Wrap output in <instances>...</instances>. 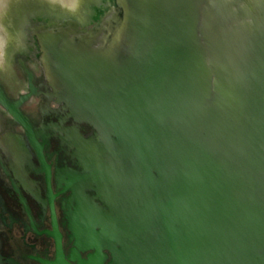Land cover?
<instances>
[{
    "label": "water",
    "instance_id": "water-1",
    "mask_svg": "<svg viewBox=\"0 0 264 264\" xmlns=\"http://www.w3.org/2000/svg\"><path fill=\"white\" fill-rule=\"evenodd\" d=\"M59 62L72 102L118 168L77 173L87 201L75 231L83 250L94 249L92 264H264V34L235 121L209 110L185 9L148 10L113 72L83 76ZM26 71L30 91L12 100L0 84V103L41 156L21 109L36 89Z\"/></svg>",
    "mask_w": 264,
    "mask_h": 264
},
{
    "label": "bare ground",
    "instance_id": "bare-ground-1",
    "mask_svg": "<svg viewBox=\"0 0 264 264\" xmlns=\"http://www.w3.org/2000/svg\"><path fill=\"white\" fill-rule=\"evenodd\" d=\"M66 1L69 5L74 3V0ZM89 1L84 3L83 11L87 8L91 16L86 23L95 24L90 31L78 30L81 22L77 14L60 21L45 17L43 24L32 30L38 47L39 29L65 30L77 41L66 47L63 36H58L53 42H45L44 49L48 52L46 63L51 67L50 74L56 79L54 88L61 97L58 102L71 110L76 121L93 128V133L78 145L75 153L87 172L100 169L117 176L118 168L111 163L96 125L72 102L60 76L59 60L65 61L69 71L83 76L113 72L124 57L131 31L148 10L163 17L167 12L176 14L179 9H185L196 35L199 75L209 110L216 118L234 121L243 114L247 69L255 43L264 34V0H104L94 5L95 0ZM86 33L94 34L93 38L80 43ZM62 47L67 53L60 50ZM94 188V197L103 206L101 190L99 186Z\"/></svg>",
    "mask_w": 264,
    "mask_h": 264
},
{
    "label": "flooded vegetation",
    "instance_id": "flooded-vegetation-1",
    "mask_svg": "<svg viewBox=\"0 0 264 264\" xmlns=\"http://www.w3.org/2000/svg\"><path fill=\"white\" fill-rule=\"evenodd\" d=\"M41 21L40 17L32 21L31 31L29 29L24 44L41 61L45 70L46 99L40 104V112L44 116L51 99L58 101L61 98L54 88L57 83L50 74L51 67L46 63L48 52L44 49V43L63 36L62 42L68 47L70 42L76 40L65 30L52 32L50 29H39L36 37L38 47L32 30L42 25ZM92 35L94 34L86 33L85 39L80 40V43L93 38ZM60 50L67 53L65 47ZM9 53V66L13 68V54L11 51ZM20 63L26 71L28 68L23 58H20ZM32 81L36 94L38 86L34 83V77ZM28 87L30 91L29 76ZM6 94L8 95L7 92ZM8 97L12 100L18 98ZM0 105L23 129V133L11 126L0 129V264H84L86 261L92 264L89 255L94 253V249L81 248V240L75 231L74 212L77 206L87 201L86 191L77 177V173L87 171L75 153L78 145L93 133V128L86 122L76 121L71 110L63 103L59 109L54 110L58 114L55 122L45 119L35 121L23 111L21 105L22 111L33 124L38 143L42 146L39 156L29 141L25 128L1 103ZM2 123L3 115L0 112V124ZM86 125L90 130L85 132L83 128ZM52 136L57 137L58 141L55 150L50 148ZM95 194H91L94 200L101 203L94 197ZM107 262L108 260L105 264Z\"/></svg>",
    "mask_w": 264,
    "mask_h": 264
},
{
    "label": "rangeland",
    "instance_id": "rangeland-1",
    "mask_svg": "<svg viewBox=\"0 0 264 264\" xmlns=\"http://www.w3.org/2000/svg\"><path fill=\"white\" fill-rule=\"evenodd\" d=\"M98 1L104 2V0H95L92 1L93 5L97 4ZM89 2V0H74L73 5H69L66 0H0V83L12 98L29 91L28 73L20 63V58H23L25 66L33 74L38 92L24 102L22 109L35 121L42 119L50 122L57 121L58 114L54 110L60 108V103L54 98L51 99L48 112L44 116L41 114L40 104L46 99L45 92H47L44 83L46 75L41 61L23 42L31 28L30 24L37 17L41 19L50 17L60 21L70 19V14H77L79 16L77 19L81 22L78 25V30H91L95 27V24L92 22L86 23L91 16L87 13V8L86 11H83L84 3ZM99 9H101L100 6L94 12L95 18ZM9 51L13 54L14 69L9 66V60L11 59ZM0 112L3 115V123L0 124V129L11 126L17 132L23 133L22 127L11 118L1 105ZM69 122L70 120L67 121V123ZM89 130L88 125L83 128L85 132ZM50 141V148L52 150L57 149V137L52 136Z\"/></svg>",
    "mask_w": 264,
    "mask_h": 264
}]
</instances>
